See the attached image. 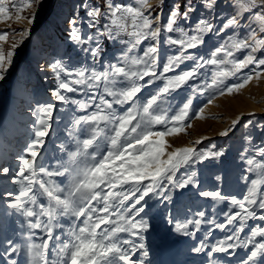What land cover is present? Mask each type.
<instances>
[{
  "label": "snow or ice",
  "instance_id": "6c2138e0",
  "mask_svg": "<svg viewBox=\"0 0 264 264\" xmlns=\"http://www.w3.org/2000/svg\"><path fill=\"white\" fill-rule=\"evenodd\" d=\"M8 3L13 9L17 7L15 0H8ZM8 3L0 0V20L11 18ZM31 3L32 0H26L23 7H31ZM36 3L38 6L39 0ZM215 6V0L203 2V7L209 11ZM83 7L88 19L84 21L83 18L78 20L73 17L69 20L70 39L77 44L94 45L83 49L93 59L101 56L103 47L93 35H83L82 23L103 35L97 26L104 18L107 22L102 27L108 33V39L116 41L118 37L126 36L127 41L122 42L131 44L128 51L142 41L153 43H149L140 56H129L128 52H122L117 63H109L103 70L81 67L69 71L60 61L52 65L57 78L56 87L50 90L54 102L46 103L32 113L37 117L33 123V138L18 157L17 170L0 166V175L10 178L13 185L19 186L16 192H6L10 198L7 207L20 212L26 220L28 264H144L143 259L137 260L133 255L137 248L144 247L143 243L136 245L131 240H122L120 236L127 233L142 238V233L149 225L147 220L137 217L145 212L146 197L158 195L169 199L168 193L173 189L196 184L194 172L176 179L182 168L223 155L222 151L213 150L215 146L200 150L195 146H185L168 151L172 146L167 137L186 131V122L187 127H191L192 101L187 99L170 114L168 109L161 107V98L185 87L194 91L214 90L220 95L225 92L231 94L249 83L253 75H247L240 83L224 86L225 79L236 76L250 65L264 66V57L258 58L256 55L264 50V0H237L235 15L227 17L218 31L241 27L243 20V38L229 36L225 44L217 47L207 59L195 57L189 50L198 49L204 42V35L215 30L214 24L201 18L194 29L182 27L180 22H187L195 11L191 3L184 5L183 12L179 4H174L163 24L159 14L156 17H152L151 12L145 14V9L151 7L147 0H138V3L134 0L131 5L105 0L103 10L86 4ZM21 18L20 15L16 16V20ZM34 19L35 13H32L28 17L29 24ZM162 30L178 34L167 38V42L177 46L178 50L176 54L166 57L161 65L159 48L155 42ZM7 38V32H0V41H6ZM17 46L13 43L11 49ZM244 50H247V54L237 59L236 53ZM13 55L12 50L5 54L0 48V79L11 65ZM187 60H192L193 66L182 69L181 65ZM205 65H214L220 70L210 83L192 84L199 69ZM61 72L66 79H61ZM261 74L255 72V78H260ZM158 80L162 81V86L146 102L141 103L139 94L142 89ZM90 90L92 94L87 100L66 95L78 91L87 95ZM57 103L76 105L87 113L71 121L72 133L78 130L86 138L77 139L76 151L69 153L75 167L49 170L40 164L37 149L43 146V138L49 134ZM124 105L129 106L123 111L117 110L116 106ZM202 112L203 109H200L196 113L197 117ZM240 119L237 117L233 120L232 127L220 135L227 136ZM252 123L249 120L245 126ZM202 139L205 138L195 141V144H200ZM101 141L107 145L103 152L99 150ZM257 151L264 157V147ZM81 160L82 163H79ZM246 163V172L255 174V178L250 179L247 185L248 195L243 199L231 197L230 204L239 210L225 213L227 223L217 225L223 229L238 222V227L231 235L212 246L208 255L229 253L237 247L253 245V250L243 264H255V258L264 254V242L256 243L255 239L258 235L264 237V228L251 229V235L243 240L239 234L244 231L248 220L257 218L255 208L264 209V161H257L253 156ZM65 176L68 182L61 187L55 178ZM244 179L249 181L247 175ZM199 195L214 201L229 199L219 191H201ZM41 198L46 202H41ZM198 215L203 217L204 213ZM61 217L72 218L67 228L60 224ZM259 219L264 220V215ZM201 222L179 223L177 231L186 232L188 224L195 223L198 227ZM8 244L10 247L5 250L6 254L20 250V246L13 241L9 240ZM202 247L194 251L201 252Z\"/></svg>",
  "mask_w": 264,
  "mask_h": 264
},
{
  "label": "rangeland",
  "instance_id": "374dc122",
  "mask_svg": "<svg viewBox=\"0 0 264 264\" xmlns=\"http://www.w3.org/2000/svg\"><path fill=\"white\" fill-rule=\"evenodd\" d=\"M25 2L26 0H15L17 7L13 9L11 3L6 0L11 18L0 20V32L8 33L7 40L0 41V48L5 54L8 50L14 53L11 65L0 79V166L13 170H17L18 157L23 154L26 145L33 138V123L37 117L32 113L38 111L44 104L54 102V98L50 95V90L56 87L57 79L56 73L52 70L53 64L60 61L69 71L81 67L103 70L109 63H117V58L122 52H128L129 56H140L143 49L149 43H153V41H142L128 51L131 44L122 42L127 41L126 36L118 37L116 41L108 39V33L102 27L107 22L104 18L97 26L103 35H100L96 29H90L86 23H82L80 26L83 35L85 37L93 35L103 47L101 56L93 59L90 53L83 49L94 45H81L70 39L69 20L77 17L78 20L83 18L86 21L88 18L83 5L101 7L103 10L105 0H39L38 6L36 0H32L31 7H23ZM112 2L131 5L134 0H112ZM136 2L138 3V0ZM203 2L204 0H147L151 7L145 9V14L151 12L152 17L159 14L163 24L174 4H179L183 12L184 5L191 3L195 11L191 13L187 22L181 21L180 24L191 30L201 18L213 22L215 30L204 35V42L198 49L189 50L191 55L203 56L207 59L217 47L225 44L229 36L243 38L245 32L242 30L243 20L241 27L225 29L224 32L218 31L227 17L235 15L234 6L237 0H215L216 6L211 11L203 7ZM32 13H35V19L29 24L28 17ZM17 15L22 18L16 20ZM26 29L30 31H24ZM177 35L175 32L162 30L155 42L159 48L161 65L166 57L177 53L178 47L167 42L169 36ZM13 43L18 45L15 49H11ZM246 54L247 50L238 52L236 58L242 59ZM220 55L222 58L223 53ZM256 55L258 58L264 57V50L257 52ZM193 64L192 60H187L181 68L191 67ZM46 69L49 71L46 72ZM219 70L217 66L205 65L199 69V74L191 83L197 85L201 82L210 83ZM255 72L262 73L260 78H255ZM172 74L168 73V75ZM247 75H253L254 78L231 94L225 92L224 95H220L214 90L194 91L185 87L161 98V107L168 109L170 114L187 99L192 101L191 127H187L188 122H186V131L167 137L172 146L168 151L185 146H195L198 150L215 146L213 150L222 151L223 155L182 168L177 173L176 179L194 172L196 184L183 189H173L168 193L169 199L165 200L158 195L146 197L145 212L137 219L147 220L148 229L142 233V238L132 237L127 233L120 236L122 240H131L136 245L143 243L144 247L137 248L133 253L135 259H143L144 264H243L248 259L254 248L253 245L237 247L229 253L217 252L208 255L212 246L227 235H231L238 227V222L223 229L217 225L227 223L225 213L239 210L230 204L231 197L243 199L248 195L247 185L250 179L255 178V174L246 172L248 168L246 160L254 156L257 161H264V157L257 151L260 147H264V66L250 65L236 76L225 79L224 86L240 83ZM66 78L61 72V79ZM161 86L162 81L159 80L153 85H146L139 94V101L146 102V99L155 94ZM91 94V90L87 95L79 91L66 93L74 99L81 100H87ZM128 106L116 107L118 111H123ZM200 109H203V112L197 117L196 113ZM86 114L76 105L57 103L50 121L49 134L43 138V146L37 149L40 153L38 160L43 167L49 170L75 167L69 153L76 151L75 141L83 140L86 136L81 135L78 130L72 133L71 121L76 116ZM237 117L241 118L240 122L227 136H221L220 133L232 127V122ZM249 120L253 123L245 126ZM201 138L205 139H202L200 144H195V141ZM106 148V143L101 141L99 150L103 152ZM79 163H82V160ZM245 175L249 177V181L244 179ZM55 179L61 187L68 182L67 176ZM18 187L11 183L10 178L0 175V264H14V262L28 264L26 220L20 212L7 207L10 198L6 192H16ZM201 191H219L229 199L214 201L200 196ZM41 202L46 201L41 198ZM255 211L257 218L248 220L244 231L239 234L242 240L251 235V229L264 228V220L259 219L264 215V209L256 207ZM200 212L204 213L203 217L198 215ZM195 220L202 221L198 227L195 223H190L186 232L177 231V224ZM71 221V217L60 218V224L64 228H67ZM255 239L256 243L264 242L262 236L258 235ZM9 240L20 246L18 252L6 254L5 250L10 247ZM233 242L238 243V241ZM198 247H202L201 252L194 251ZM165 250L176 251L171 253L173 255L163 256ZM255 264H264V254L255 258Z\"/></svg>",
  "mask_w": 264,
  "mask_h": 264
},
{
  "label": "bare ground",
  "instance_id": "6f19581e",
  "mask_svg": "<svg viewBox=\"0 0 264 264\" xmlns=\"http://www.w3.org/2000/svg\"><path fill=\"white\" fill-rule=\"evenodd\" d=\"M45 65H46V64L44 63L43 66H45ZM45 71L48 72L49 69H46ZM176 250H177V249H176ZM176 250H174V251H176ZM174 251H172V252H168L167 250H165L164 253H163V256H164V255H166V256H168V255H169V256H170V255H173V254H171V253H173ZM163 256H162L161 258H163ZM164 258H165V257H164ZM168 259H170V258L168 257ZM175 259H176V258H175ZM160 260H161V259H160ZM170 262H171V261H170Z\"/></svg>",
  "mask_w": 264,
  "mask_h": 264
}]
</instances>
